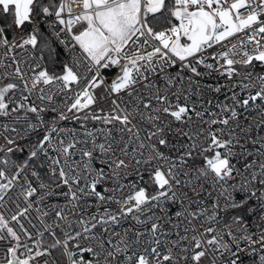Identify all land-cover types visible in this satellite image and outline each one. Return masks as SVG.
I'll return each instance as SVG.
<instances>
[{"label":"snow or ice","instance_id":"snow-or-ice-1","mask_svg":"<svg viewBox=\"0 0 264 264\" xmlns=\"http://www.w3.org/2000/svg\"><path fill=\"white\" fill-rule=\"evenodd\" d=\"M0 264H264V0H0Z\"/></svg>","mask_w":264,"mask_h":264}]
</instances>
